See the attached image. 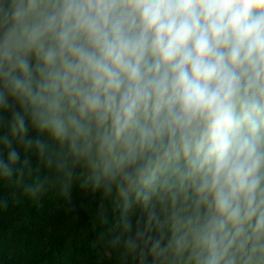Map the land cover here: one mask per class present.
<instances>
[{
    "label": "trees",
    "instance_id": "1",
    "mask_svg": "<svg viewBox=\"0 0 264 264\" xmlns=\"http://www.w3.org/2000/svg\"><path fill=\"white\" fill-rule=\"evenodd\" d=\"M0 264H264V0H0Z\"/></svg>",
    "mask_w": 264,
    "mask_h": 264
}]
</instances>
